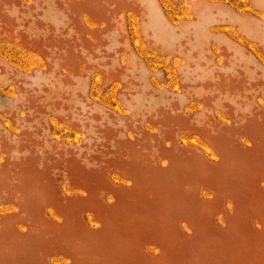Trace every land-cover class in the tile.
<instances>
[{
    "label": "rangeland",
    "instance_id": "rangeland-1",
    "mask_svg": "<svg viewBox=\"0 0 264 264\" xmlns=\"http://www.w3.org/2000/svg\"><path fill=\"white\" fill-rule=\"evenodd\" d=\"M0 264H264V0H0Z\"/></svg>",
    "mask_w": 264,
    "mask_h": 264
}]
</instances>
